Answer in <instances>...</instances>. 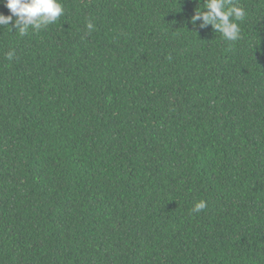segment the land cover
<instances>
[{
  "label": "trees",
  "instance_id": "16d2710c",
  "mask_svg": "<svg viewBox=\"0 0 264 264\" xmlns=\"http://www.w3.org/2000/svg\"><path fill=\"white\" fill-rule=\"evenodd\" d=\"M61 2L0 26V264H264V0Z\"/></svg>",
  "mask_w": 264,
  "mask_h": 264
},
{
  "label": "clouds",
  "instance_id": "9594fccd",
  "mask_svg": "<svg viewBox=\"0 0 264 264\" xmlns=\"http://www.w3.org/2000/svg\"><path fill=\"white\" fill-rule=\"evenodd\" d=\"M9 14L0 13V26H14L20 36L27 35L31 29L38 32L50 24H54L63 14L61 0H4ZM202 5V7H201ZM246 16V10L235 0H203L190 17V23L200 29L211 26L228 41H238L241 38V27L238 23ZM87 28H93L92 23ZM7 58L11 60L15 53L10 51ZM206 208V202L201 200L194 205L193 211L199 212Z\"/></svg>",
  "mask_w": 264,
  "mask_h": 264
}]
</instances>
